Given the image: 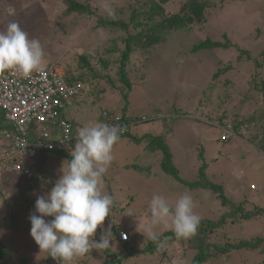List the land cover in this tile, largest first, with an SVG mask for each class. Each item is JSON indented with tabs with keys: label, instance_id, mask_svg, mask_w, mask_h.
<instances>
[{
	"label": "rangeland",
	"instance_id": "1",
	"mask_svg": "<svg viewBox=\"0 0 264 264\" xmlns=\"http://www.w3.org/2000/svg\"><path fill=\"white\" fill-rule=\"evenodd\" d=\"M88 1L98 17H121L118 14L107 15L103 7L106 0ZM184 1L169 0L165 5L167 11H176L178 4ZM109 2L114 8L121 5L123 0ZM207 2L210 7L208 6L206 22L202 26L170 31L160 45L147 52L135 50L131 54L127 66L131 80L128 99H124L122 94L126 91L125 85L116 81V87H112L104 79L95 78L93 84L82 83L80 94L71 99L64 115L75 123L78 122L79 127L88 122H100V113L112 112L113 119L125 116L132 123L125 125L126 129L121 132L130 131L138 135L160 133L172 153L173 163L185 178L192 179L197 174L201 163L198 155L202 152L208 163L207 175L223 185L229 198L244 201L247 206H264V101L259 94L246 89V81L252 78L250 66L253 63L250 65L243 55L241 58L245 60L235 59L240 54L237 48L247 50L254 57L264 50V0ZM52 4V0H0V31L6 30L10 22H18L29 33L30 38L40 41L44 51V64L54 63L63 67L69 76L71 70L75 76L80 73L79 61H75L77 51L88 55L97 50L99 55L101 52L103 55L105 46L114 42L119 51L123 48V38H119L123 32L109 26H98L97 13L64 15L62 9L50 8ZM223 33L235 44L233 47L219 48L215 53L206 49L191 51L197 42L206 37L223 40ZM231 58L234 59L231 66L237 71L233 69L222 72L218 79L220 85L215 87L213 84L212 89L208 88L203 94L220 61ZM91 63L96 72H105L101 70V64ZM257 70L261 79L264 75V64ZM106 72L111 78H117L113 69ZM230 89H240L236 93L241 92L244 97L236 94L227 103L225 93ZM94 95L98 99L95 104ZM236 109L243 114L252 113L251 120L244 125L246 129L240 134L241 137L224 143L218 139L224 134L225 127L217 119L220 115L218 112L225 113L227 117ZM179 112L184 115L178 116ZM144 115H147L143 119L146 121L134 124V118ZM210 123L213 127L208 126ZM106 124L115 125L114 121H107ZM253 132L259 136L251 145L245 136ZM226 134L225 138L228 137V133ZM258 141L260 148L256 147ZM75 142L76 139L72 142L69 153ZM147 143L135 144L131 138L120 135L119 141L114 145V159L103 177V191L116 196V204L103 225L104 229L110 227L113 234L108 251L115 253L116 257H122L123 262L119 261L121 264H172L173 260L192 264L195 250L188 246L187 239L166 242L163 251L130 259L127 255L132 249L124 247L115 238L113 230L126 231L133 250L143 248L149 240L143 234L150 222L149 203L156 194L165 196L172 206L180 195L190 194L195 202L194 212L203 219H216L228 210V206L222 205L219 198L208 189H189L164 173L159 163L161 152L151 151ZM7 145L0 141V159ZM16 155L18 160L25 159L28 165H32L33 179L19 173L5 172L4 181L0 185V240L10 250L8 264H22L21 258L27 260L26 264H62L41 250L30 235L29 216L35 212V206L26 203L25 197L28 195L35 202L37 196L48 192L62 175L63 163L67 167V159L61 154L52 153L30 158ZM29 185L31 187L23 198L21 192ZM129 211L135 214L128 215ZM203 219L201 220L204 221ZM7 221L13 223L9 232L4 229ZM98 229L101 234V229ZM171 229L170 219L167 227L160 225L156 228L161 236H164L163 232ZM263 232L264 215L237 222L235 225L228 223L224 228L220 227L207 234V237L211 242L221 244L226 240L232 242V239ZM108 256L101 249H93L83 257L75 258L72 264H101ZM201 264H264V252L251 249H234L226 254L218 252L214 258Z\"/></svg>",
	"mask_w": 264,
	"mask_h": 264
},
{
	"label": "trees",
	"instance_id": "2",
	"mask_svg": "<svg viewBox=\"0 0 264 264\" xmlns=\"http://www.w3.org/2000/svg\"><path fill=\"white\" fill-rule=\"evenodd\" d=\"M53 4L49 7L52 9H62V13L64 15L69 14H94L97 13L94 11V8L91 6V3L88 0H52ZM183 1V0H182ZM169 0H123L121 5L115 6V14H118L121 17H111L102 18L101 16L98 17L97 13V23L98 26H109L114 28L115 30H121L123 35L119 38H123V48L121 51L118 50L117 44L114 42L110 46H105V52H101V56L97 53V50H94V53H89L88 55L85 53L77 54V59L75 61H79V69L80 73L78 76H75V73L71 70V75H67L68 81H80L81 83H92V81L97 79H104L110 86L116 87V81L120 84L126 86V91L122 92L123 98L128 99V95L131 91V80L128 75L127 66L131 58V54L135 50H140L143 52H147L150 48L160 45L165 41L167 34L170 31L176 29H191L195 26H202L206 22V13L209 6L207 0H185L184 2H180L178 5V9L176 11H167L166 3ZM210 7V6H209ZM53 11V10H52ZM133 30V31H132ZM223 40H215L209 37L200 40L192 47L191 51H199L201 49H206L208 52L215 53L219 48L220 49H228L233 47L231 39L223 33L222 35ZM240 51V54L235 58L238 61L245 60L250 64L252 78L246 81V89L248 91H253L257 95L259 94L263 101H264V75L260 79V74L258 73V68H260L264 64V50L261 51L259 56H252L247 50H242L237 48ZM115 55V56H114ZM243 57L241 58V56ZM92 62H96L102 65V69L105 72H96L90 59ZM234 59H229L228 61H220L216 70L213 72L211 76V83L207 86V88L203 91V94L208 90V88L215 87L220 85V81H218L219 77L222 76V72H230L234 69L231 66V62ZM256 68V70H255ZM113 69L114 75H117V78H111V76L106 72L107 70ZM234 71H237L234 69ZM87 72H91L90 74ZM90 85V84H89ZM225 85L228 86V83L225 82ZM239 87L240 84H239ZM237 91H241L240 89H230L227 90L225 96H227V103H230L233 96H237L236 94H243L241 92L236 93ZM80 94V92H79ZM79 94H77L76 98ZM231 96V97H230ZM239 96V98H240ZM244 97V95H243ZM242 97V99H244ZM93 104L97 103L98 99L97 96L94 95ZM128 102V100H127ZM264 106V105H263ZM217 116V119H220L219 123H223L225 127L224 134L219 136L218 139L224 143H229L237 137H241L240 134L243 130H245V124L251 120V114L241 113L239 110H234L231 113V116H227L225 113H221ZM217 113V114H218ZM124 115V114H123ZM184 114L179 112L178 116H183ZM65 116V115H64ZM112 112H108L106 116L100 113V122L107 123V121H112L113 118ZM145 116H138L134 118V124L139 123L143 120ZM161 117V116H160ZM163 118V117H161ZM158 118V119H161ZM72 123L70 136H71V144L76 139V128H79V123L74 122L69 119ZM120 122L124 125H128L131 120L126 118L125 116L120 117ZM208 126L213 127V124L210 123ZM220 130H223L219 128ZM264 128H262V132ZM34 132V131H32ZM16 134L14 130V125L7 121L4 113L0 111V141L7 142L8 147H4L5 151L10 152L14 159H18V155L16 152V148L12 146L9 140L5 139L4 136L6 134ZM228 137L225 138L227 136ZM262 133V135H263ZM120 135L124 138H131L135 144L140 142H148L147 146L151 151H160L161 152V161L160 167L162 171L168 175H171L180 185H184L189 189L192 188H201V189H208L210 192L214 193L216 197L219 198L220 203L222 205L228 206V210H225L222 215L218 216L216 219H203L201 220L200 225L196 234L190 238H187L188 246L192 247L195 250V253L192 256V264H201L203 262H207L215 257V253L225 252L228 253L230 250L234 249H251V250H259L264 252V232L261 234H254L244 238L239 239H232V242L226 240L223 243H214L209 240L207 237L209 233H213L217 231L220 227L224 228L228 223L231 225H235L237 222H241L244 220H252L257 219L259 216L264 215V206L253 204L252 206H247L246 202L244 201H235L229 198L226 195L223 189V185L217 181L212 180L206 173V169L208 167V163L203 158L202 152L199 153L198 157L201 160L200 165L197 168V174L192 179L185 178L183 175L180 174V170L178 167L173 163L172 153L166 143L162 140L160 133H143L141 135L134 134L132 132H121ZM220 135V134H219ZM259 134L252 133L249 136H245V139L249 140L251 145L257 140ZM261 136V135H260ZM237 141V140H236ZM261 141V139H260ZM256 144L257 148L259 147V141ZM236 144V142H235ZM6 146V145H5ZM70 147L62 150L53 149V150H40L42 155L46 154H61L67 160L71 159L69 153ZM20 155V154H19ZM30 158V157H29ZM1 160V159H0ZM23 162H26L25 159H21ZM28 165V163L26 162ZM29 167L33 170L32 165ZM151 168V167H150ZM11 174H17L12 173ZM32 178V175L30 176ZM33 179V178H32ZM1 184V183H0ZM30 185L27 186L22 192L23 198L25 197V193L30 189ZM3 200V199H2ZM28 201V202H27ZM25 202L31 204V206H35V202L29 199L27 195L25 197ZM233 221V222H232ZM13 228V223L7 221L5 223L4 229L9 232ZM112 229H115L113 227ZM115 234V238H118V230H113ZM164 236H161V240H165L166 242H170L177 238L174 232L171 230L163 232ZM100 234L99 229H97L96 236L93 239L99 240ZM231 239V238H230ZM120 240V239H119ZM236 240V241H235ZM123 246L126 248L132 249L129 251L128 258H137L143 255L154 254L159 251L157 247V243L151 240H148L147 243L143 246L141 250H136L131 247L130 240L122 241ZM129 245V246H128ZM97 250V249H96ZM102 251L108 253V259L104 260L101 264H121L123 262L122 257H116L115 253H109L107 249H101ZM10 250L9 248L0 240V264H8V257H9ZM52 258V257H50ZM57 261V260H56ZM121 261V262H119ZM20 262L22 264H26L27 260L25 258H21ZM59 262V261H57ZM100 264V263H99Z\"/></svg>",
	"mask_w": 264,
	"mask_h": 264
},
{
	"label": "clouds",
	"instance_id": "3",
	"mask_svg": "<svg viewBox=\"0 0 264 264\" xmlns=\"http://www.w3.org/2000/svg\"><path fill=\"white\" fill-rule=\"evenodd\" d=\"M103 7L107 15H115L109 0ZM43 66L44 51L40 41L30 38L18 22L8 23L6 30L0 31V73L11 70L29 76L42 71ZM120 131L118 126L102 122H88L77 128L76 142L70 151L71 159L67 160V167L63 163L62 175L54 186L36 198L35 212L29 216L30 235L41 250L62 264H72L75 258L83 257L93 249L111 246V228L104 229L103 225L116 204V196L103 191V177L114 159L113 148L120 139ZM39 154L42 152L35 156ZM19 161L31 171L26 162ZM5 172L14 171L0 169V183L4 181ZM194 208L195 202L188 193L180 195L174 206L165 196L153 195L149 203L150 222L144 229V236L157 242L160 251L165 250L166 238L161 240L162 234L156 228L160 225L167 227L169 219L177 238L194 236L202 219ZM127 214L135 213L129 211ZM98 228L101 229L100 238L93 239ZM172 264H183V261L173 260Z\"/></svg>",
	"mask_w": 264,
	"mask_h": 264
},
{
	"label": "built area",
	"instance_id": "4",
	"mask_svg": "<svg viewBox=\"0 0 264 264\" xmlns=\"http://www.w3.org/2000/svg\"><path fill=\"white\" fill-rule=\"evenodd\" d=\"M80 89L81 83L68 81L64 70L54 63L44 64L42 71L29 76L11 70L0 73V111L14 125L16 133H7L4 138L16 148L17 154L33 157L40 150L70 147L72 124L62 112ZM113 121L121 130L126 129L119 116ZM1 167L31 175L30 169L8 151L1 160ZM118 238L126 241L127 232L119 230Z\"/></svg>",
	"mask_w": 264,
	"mask_h": 264
},
{
	"label": "crops",
	"instance_id": "5",
	"mask_svg": "<svg viewBox=\"0 0 264 264\" xmlns=\"http://www.w3.org/2000/svg\"><path fill=\"white\" fill-rule=\"evenodd\" d=\"M5 143H7V142H5ZM39 156V155H38Z\"/></svg>",
	"mask_w": 264,
	"mask_h": 264
}]
</instances>
